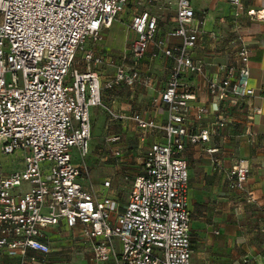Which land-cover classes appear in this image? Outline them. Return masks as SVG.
I'll return each mask as SVG.
<instances>
[{
    "label": "built area",
    "instance_id": "2783aa9c",
    "mask_svg": "<svg viewBox=\"0 0 264 264\" xmlns=\"http://www.w3.org/2000/svg\"><path fill=\"white\" fill-rule=\"evenodd\" d=\"M229 1L240 15L241 0ZM128 2L0 0V150L24 152L22 169L0 174V253L19 254L18 264L47 262L51 247L46 231L61 223L91 244V259L97 263L193 264L189 163L182 153L188 145H204L221 135L228 118L221 113L204 126L210 111L205 105L191 104L196 92L185 75L196 73L220 103L217 109L225 113L229 105L255 93L249 82L250 48L240 40L235 54L239 64L225 65L224 77L214 78L192 57L203 23H195L193 0H175V25L165 36H158L156 16L148 11L136 15L133 57L142 59L152 44L154 57L163 55L174 65L165 89L153 98L155 105H166V123L140 113L128 118L137 124L142 140L150 129H159L166 141L147 150L143 173L135 178L125 203L98 197L79 181L88 171L91 108L103 105V88L150 82L142 79L138 67L123 63L103 84L92 68L109 57L96 53L91 43L103 39ZM247 14L264 20V8ZM171 39L177 41L170 43ZM79 51L88 64L86 70L74 67ZM121 140L120 135L107 139ZM214 162L220 165L218 158ZM249 170L247 160L237 161L227 175L229 187L242 189Z\"/></svg>",
    "mask_w": 264,
    "mask_h": 264
},
{
    "label": "crops",
    "instance_id": "0c3cea01",
    "mask_svg": "<svg viewBox=\"0 0 264 264\" xmlns=\"http://www.w3.org/2000/svg\"><path fill=\"white\" fill-rule=\"evenodd\" d=\"M165 1L148 0L146 3L145 0V9L136 14L118 15L106 29L108 40L114 39L121 34L130 20L132 31H127L125 37L129 36L131 39L130 57L127 56L126 44H122L116 52H109L107 60L113 62L116 67L123 63L128 66L127 61L133 60V64L128 67H138L142 79L150 81L147 84L143 80L133 87L121 85L110 90L112 94L108 95V89L103 88L107 89L104 90L103 99L108 103L107 106L104 103V107L116 115L125 117L129 113H140L158 124L167 121L166 105H155L153 98L165 89L174 61L163 55L154 57L155 48L152 44L142 59L136 60L132 54V44L137 37L132 21L136 15L148 11L152 16H156L159 37L165 36L175 25L176 12L169 21L170 25L164 30L160 27V15ZM241 3L243 10L236 16L229 0H193L195 23L203 21L198 43L192 50L193 59L202 64L211 77L221 79L225 74V65L239 64L235 54L237 43L243 40L250 48L249 82L255 90L253 95L240 98L236 105H229L228 111L224 113L222 109H217L220 103L209 94L206 85L196 73L185 75L186 82H189L196 92V98L191 104L205 105L210 111L203 125L209 126L221 113L228 118V124L221 131V135L212 136L204 145H188L182 153V157L189 163L193 264H264V20H256L247 14L250 9H263L264 0H241ZM176 41L177 39H171L170 43ZM110 78H103L102 83ZM126 87L131 90L129 95L121 93ZM90 112L91 120L94 116L100 123L103 121L105 112L102 107L93 106ZM117 124L119 132L109 133L105 137V150H97L95 146L91 149L90 146L86 158L88 171L83 172L79 181L98 197L109 196L123 204L127 200L120 196L123 183L131 180L132 185L135 178L143 173L147 150L153 143L165 142L166 138L162 130L150 129L145 139H141L140 142L144 143H140L138 149L125 153L122 141H107L113 135H120L122 140L132 135L129 120L120 118ZM133 130L136 134L141 133L135 123ZM93 135L96 136L92 126ZM140 148L144 150L141 151ZM208 148L218 150L209 153ZM115 150H119L120 155H116ZM74 158L75 162H80L76 151ZM215 158L219 159V166L215 164ZM240 159L248 161V179L242 189H231L227 175ZM23 166L15 170L22 169ZM10 172L12 171L5 174ZM106 181H110L109 186L105 185ZM128 193L129 190L127 196ZM60 232H67V237L63 238ZM60 238L70 244L55 247L56 240ZM46 241L51 247V252L44 264H67L63 260V248L68 246L73 248L75 259L94 263L91 259V244L76 236V232L67 228L64 223L48 228ZM36 254L44 257L42 253ZM20 260L21 257L17 253L6 250L0 253L1 264H18ZM104 264L117 263L112 260Z\"/></svg>",
    "mask_w": 264,
    "mask_h": 264
},
{
    "label": "rangeland",
    "instance_id": "374dc122",
    "mask_svg": "<svg viewBox=\"0 0 264 264\" xmlns=\"http://www.w3.org/2000/svg\"><path fill=\"white\" fill-rule=\"evenodd\" d=\"M146 3H148V0H146ZM146 3H145V0H130L129 4L126 5V8L122 12H120L119 15H122L124 13L128 15L136 14L137 12L145 9ZM175 12H176L175 0H166L164 9L162 10V13L160 15V27L162 28V30H164L168 25H170L169 21L175 15ZM127 31L128 32L132 31L130 27V20H129V23L125 24L123 31L118 37L114 39L109 38L108 40L107 30H105L103 39L99 43H91L90 47H92L96 53L105 54L108 56L109 52L110 53L116 52V50H119L118 48L119 46H122V44L123 45L126 44L127 53H128L127 56L129 58L131 55L129 54L130 48H131V39L129 38V36L125 38ZM127 62H128V66H131V64H133L132 63L133 60L129 59ZM87 66L88 64L83 58V52L79 51L76 55L74 67L79 68L81 70H86ZM92 68L99 72L100 79L103 82V78H110L114 74L116 66L113 62H110L107 60L103 64L92 65ZM104 90H107V89H104ZM104 90H102L103 105H101L100 107L103 108V111L105 112V114L103 116V121L101 123L98 121L97 117L92 116L93 132H95L96 136L94 135L92 136V140L90 143L91 149L93 148V146H95V149L97 150H105L106 135L109 133L119 132V129H118L119 126L117 124V120H119L120 117L113 115L110 109L104 107L105 104L106 106L108 105V103H105L103 99ZM110 90L112 89L107 90V95L112 94V91ZM121 93L129 95V93H131V90L126 87L121 91ZM130 115L131 114L129 113L125 117L131 123L132 135L127 137L125 140H121L122 141L121 143L124 146L125 153L138 149L140 143H144V142H140L141 137H142L141 133L136 134L135 130H133L135 122L132 119L128 118V116ZM140 149L141 151L144 150V148H140ZM23 164H24V152L22 150H18L12 154H4L0 150V174L13 171L17 169L18 167H22ZM131 182L132 181L129 180L123 183V188L120 190V196L123 199L127 198V191L130 190L131 188L130 187ZM59 234H61L63 238H66L68 235L67 232H60ZM62 244L69 245L70 242H66L65 239L60 238L56 240L55 247H60ZM63 251H65L63 254L64 255L63 260L67 264H104V263H97V262L91 263L88 261L83 262L80 259L78 260L75 259L74 254H73L74 250L70 246H68L66 249L63 248Z\"/></svg>",
    "mask_w": 264,
    "mask_h": 264
}]
</instances>
